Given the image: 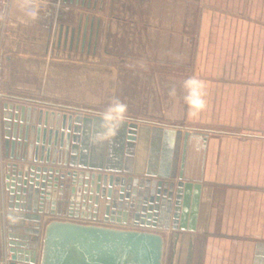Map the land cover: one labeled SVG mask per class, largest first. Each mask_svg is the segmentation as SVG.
Returning <instances> with one entry per match:
<instances>
[{"label": "crops", "instance_id": "obj_1", "mask_svg": "<svg viewBox=\"0 0 264 264\" xmlns=\"http://www.w3.org/2000/svg\"><path fill=\"white\" fill-rule=\"evenodd\" d=\"M204 2L47 0L45 12L54 19L45 43L49 55L31 56L39 58L33 60L35 71L24 70L18 39L8 40L10 31L23 30V24L4 23L2 227L19 223L28 211L20 200L8 201L4 175L12 173L15 164L41 165L33 161L37 150L40 154L42 145H56L52 133L61 131L64 121H78L86 139L85 158L77 162L87 165L75 168L78 171L111 175L128 167L125 175L137 179L199 183L195 229L180 231L172 258L171 228L124 226L161 234L162 264H264V0ZM22 14L24 0H13L10 19ZM59 15L68 20L60 21ZM38 26L41 46L45 24ZM4 105L31 109L30 154L18 140L13 151L11 145L6 147L5 135L9 129L12 133L13 125L5 127ZM129 123L145 127L144 151L134 164L116 153L119 129ZM43 218L38 264L50 221L121 226L82 217ZM78 256L65 264H84V251Z\"/></svg>", "mask_w": 264, "mask_h": 264}, {"label": "water", "instance_id": "obj_2", "mask_svg": "<svg viewBox=\"0 0 264 264\" xmlns=\"http://www.w3.org/2000/svg\"><path fill=\"white\" fill-rule=\"evenodd\" d=\"M72 38L74 33H71ZM78 38L80 32L76 35ZM82 39H86V34ZM3 109L6 129L13 125L12 133L9 129L5 135L6 147L11 145L13 151L18 140L30 154L28 118L31 109L11 105H4ZM11 121L14 123L10 125L8 122ZM77 122L64 121L62 130L52 133L56 145L49 148L42 145L40 154L37 150L33 161L41 165L15 164L13 172L4 175L8 201L12 197L18 199L28 211L17 224L2 227L0 220V264H38L44 216L82 217L121 226L171 228L169 256L172 258L180 231L195 229L199 183L185 179H137L125 175L128 167L115 169L116 174L111 175L78 171L75 168H87V165L78 163L85 158L82 147L86 137ZM87 123L89 120L84 129ZM144 132L145 127L138 123H129L126 128L119 129L116 153L126 164H134L144 151ZM172 147L170 140L169 150L173 157ZM21 159L25 160V157ZM26 222L33 224L26 226ZM46 228L42 264H65L72 256L77 259L85 247L101 246L122 249L132 254L137 264H162L164 238L161 234L56 221H50ZM4 247H8V251ZM115 261L121 264L118 257Z\"/></svg>", "mask_w": 264, "mask_h": 264}, {"label": "rangeland", "instance_id": "obj_3", "mask_svg": "<svg viewBox=\"0 0 264 264\" xmlns=\"http://www.w3.org/2000/svg\"><path fill=\"white\" fill-rule=\"evenodd\" d=\"M206 3L204 2V4H208L207 0ZM59 20L60 21H67L68 19L65 18L64 15H59ZM53 15L45 12L42 15H40L38 18H33L30 16H27V14H22V15H18L17 19L13 18L10 19L9 22L12 21H19L23 24V30H20L19 32L17 31H10L9 36H8V40L10 39H18V46L16 47L18 54L22 55V61L24 63V70L26 71H30L33 70L35 71V69L37 68V65H35L34 61L39 60V58H32V55H45L48 56V52L46 53V44L49 43L48 39L50 38V33H49V28L51 27V23L53 21ZM40 22L43 24H45V29H43L42 33H44V35L42 36L43 41L41 40V46L38 43L39 41V34H38V25L40 24ZM46 43V44H45ZM9 48V46H8ZM40 50L43 52L41 53ZM23 56H25L23 58ZM104 247V246H103ZM109 247V246H108ZM86 249H90V251L93 248L90 247H85ZM97 248V247H96Z\"/></svg>", "mask_w": 264, "mask_h": 264}, {"label": "flooded vegetation", "instance_id": "obj_4", "mask_svg": "<svg viewBox=\"0 0 264 264\" xmlns=\"http://www.w3.org/2000/svg\"><path fill=\"white\" fill-rule=\"evenodd\" d=\"M117 257L120 259L121 264H137L132 254L126 253L122 249L119 250L117 247L101 246L93 248L91 251L84 248V264H117L115 261Z\"/></svg>", "mask_w": 264, "mask_h": 264}, {"label": "built area", "instance_id": "obj_5", "mask_svg": "<svg viewBox=\"0 0 264 264\" xmlns=\"http://www.w3.org/2000/svg\"><path fill=\"white\" fill-rule=\"evenodd\" d=\"M47 0H24V11L29 16H39L47 10ZM13 0H0V37L4 23L10 21V9Z\"/></svg>", "mask_w": 264, "mask_h": 264}, {"label": "bare ground", "instance_id": "obj_6", "mask_svg": "<svg viewBox=\"0 0 264 264\" xmlns=\"http://www.w3.org/2000/svg\"><path fill=\"white\" fill-rule=\"evenodd\" d=\"M105 227H109V228H114V229H123V230H133V231H144L142 229H138V228H131V227H124V226H107L104 225ZM42 257H43V253H42ZM42 264V261H41Z\"/></svg>", "mask_w": 264, "mask_h": 264}, {"label": "clouds", "instance_id": "obj_7", "mask_svg": "<svg viewBox=\"0 0 264 264\" xmlns=\"http://www.w3.org/2000/svg\"><path fill=\"white\" fill-rule=\"evenodd\" d=\"M190 82H191V81H188L187 83H190ZM188 99H189V97H186V100H188ZM203 103H204L203 101H200V105H201V106H203ZM119 107H121V108H126V106L123 105V104H120Z\"/></svg>", "mask_w": 264, "mask_h": 264}]
</instances>
